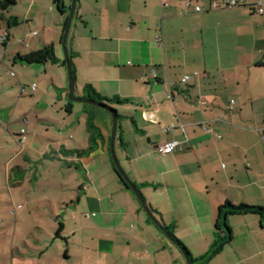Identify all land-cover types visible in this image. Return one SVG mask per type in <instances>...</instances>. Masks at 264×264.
Returning <instances> with one entry per match:
<instances>
[{
	"label": "crops",
	"instance_id": "obj_1",
	"mask_svg": "<svg viewBox=\"0 0 264 264\" xmlns=\"http://www.w3.org/2000/svg\"><path fill=\"white\" fill-rule=\"evenodd\" d=\"M210 1L76 0L66 38L75 96L109 99L122 169L190 252L225 200L264 205V0ZM24 18L12 32L23 19L0 11V264H185L113 170L111 117L66 98L65 15L30 0ZM46 44L57 63L15 58ZM241 217L258 247V218Z\"/></svg>",
	"mask_w": 264,
	"mask_h": 264
},
{
	"label": "trees",
	"instance_id": "obj_2",
	"mask_svg": "<svg viewBox=\"0 0 264 264\" xmlns=\"http://www.w3.org/2000/svg\"><path fill=\"white\" fill-rule=\"evenodd\" d=\"M52 1L55 4L58 12L65 15L64 24H63V28H64V25L67 19V12H68L69 6L65 7L62 3V0H52ZM15 3H16V0H0V11L2 12V11L7 10V8L10 5H13ZM15 19L16 17L14 16L7 18L6 20L7 25L9 26L10 25L9 21H12ZM8 36H9L8 32L5 31V39L1 41V44L3 45L5 44L6 40L8 39ZM15 58L25 64L46 63V62L57 63V57L55 56L54 48L52 44L43 45L42 47L36 50L29 51L25 54H16ZM61 64L64 65V62L62 61ZM71 70H72V75L74 77L72 62H71ZM87 89H90V87L87 86ZM93 93L96 96V98L100 101H102V99H106V98L100 97L95 92ZM110 100H113L116 102L120 101L118 98H113ZM107 101H109V99ZM119 117L120 116L117 113L118 120H119ZM110 162H111V166L113 170L115 171L121 183L125 187H127L124 181L122 180V178L120 177V175L115 170L111 159H110ZM133 184L139 190L138 185L135 183ZM149 208L151 209L152 212L155 213V211L150 206ZM241 215H255L258 218L259 227L264 229V205H250V204H244V203L233 204L230 201L225 200L216 209V216H215V220L213 223V234H212L213 237H212L210 249L206 255L199 257L197 259H194L192 255L190 254L189 250L187 249V247L178 238H176V236L172 232V229L168 226H165V225L164 226L169 232V234L172 236V238L175 239L181 245V247H183V249L187 252L192 264H201L203 263V261L210 259L211 256L220 252V250L231 241L232 233L227 224V218L229 216H241ZM147 219L149 220L148 217Z\"/></svg>",
	"mask_w": 264,
	"mask_h": 264
},
{
	"label": "rangeland",
	"instance_id": "obj_3",
	"mask_svg": "<svg viewBox=\"0 0 264 264\" xmlns=\"http://www.w3.org/2000/svg\"><path fill=\"white\" fill-rule=\"evenodd\" d=\"M29 1L30 0H16L15 4L10 5L8 7L9 13L18 15L20 17V19H23V21L21 23H19L16 27H12V32H13V30L14 31H19V30L23 31L25 29L27 30V26L31 25V21L24 20ZM66 2L68 4V0ZM67 15H68V12H67ZM5 31L6 30L1 25L0 26V52L1 53L4 50L3 47L1 46V41L4 37ZM17 41L21 42V37H19L17 39ZM59 50H60V55H61V61H63V50H62L60 44H59ZM49 66H51V65H49ZM64 69H65V66L63 65V70ZM15 72H16V69L11 68L10 69L11 75H9V72H8L7 77L9 76L8 78L13 80L15 78L14 77ZM75 93H76V91L73 90L74 96H75ZM75 97H77V96H75ZM73 104H75L77 107H80V108L83 106H86V107L91 108L93 110H99L101 112H104V114H107L108 116H110V114L107 111L100 109L98 107L92 106V105L83 104V103H79V102H73ZM117 126L119 129V121H118ZM117 144H118V141H117ZM116 149H117V151L116 150L115 151L118 153V145L116 146ZM148 206H149V204H148ZM145 216H146V214H145ZM156 217H158V216L156 215ZM250 217L253 219H256V216H254V215H250ZM231 218H234V220H241L239 222L237 221L234 224L233 222H229L230 218L227 219V224H228V226L232 232L231 241L228 244H226L220 250V252L211 256L210 259L203 261V263H201V264H260V259H262L264 261V255L261 256V255L256 253L259 250L264 249V241L257 240L256 242L258 244V247H256L254 244V241L252 240L254 235L247 233L243 229V226H245L246 224H245V221H242V217L241 216H233ZM211 241H210L209 246L206 249L204 247L200 246V244H199L200 242L198 243V241L194 240V244H192L193 241H190L189 243H191V247H192L193 251L192 252L189 251V252L192 255V257L194 259H197L199 257L206 255L210 249Z\"/></svg>",
	"mask_w": 264,
	"mask_h": 264
},
{
	"label": "water",
	"instance_id": "obj_4",
	"mask_svg": "<svg viewBox=\"0 0 264 264\" xmlns=\"http://www.w3.org/2000/svg\"><path fill=\"white\" fill-rule=\"evenodd\" d=\"M75 3H76V0H70L68 15H67V19H66V22H65V25H64V28L62 31V35H61V40H60V45H61V48L63 50V62L65 65L66 78H67L66 97L70 101L92 105V106L98 107L100 109H103L110 114L111 129H110L108 148H109L110 158H111V161L114 165L115 170L120 175V177L122 178L124 183L127 185V187L133 192L135 198L139 202L142 210L145 212V214L147 215L149 220L179 249V251L182 253V256L184 258L185 263L186 264H192L187 252L183 249V247H181V245L175 239L172 238V236L169 234V232L167 231L165 226L156 217L155 213L151 211V209L149 208L145 199L143 198L142 194L137 189V187L131 182V180L129 179L127 174L124 172V170L122 169V167H121V165L117 159V156H116L115 150H114V138H115V133L117 130V120H118L117 111L113 107L108 106L103 101L94 100V99H91L88 97H85V98L75 97L73 94L74 78L72 75L70 58H69V55L67 52L66 38H67L70 22H71L73 13H74Z\"/></svg>",
	"mask_w": 264,
	"mask_h": 264
},
{
	"label": "built area",
	"instance_id": "obj_5",
	"mask_svg": "<svg viewBox=\"0 0 264 264\" xmlns=\"http://www.w3.org/2000/svg\"><path fill=\"white\" fill-rule=\"evenodd\" d=\"M194 1L198 2L199 0H194ZM238 3H239V0H211L210 1V8L211 9H220V8L234 7V6L238 5ZM186 4L188 5L189 2H186ZM202 10H203V8L201 5L196 4L194 6L195 12H200ZM255 12L259 15L264 14V2H259L255 5ZM4 39H5V34H4V37L2 40H4ZM157 40L160 41V38H158ZM188 79H189V76L185 75L181 78V82H186ZM31 87H32V89H34L35 84H32ZM230 103L232 104L233 100H231ZM229 108L231 109V106ZM24 123H26V119H24ZM21 133H24L23 129L21 130ZM156 147L161 152H171V151L176 150L177 142L169 141V142H166L162 145H158Z\"/></svg>",
	"mask_w": 264,
	"mask_h": 264
}]
</instances>
